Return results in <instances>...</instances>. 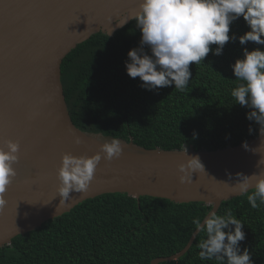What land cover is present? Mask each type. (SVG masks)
<instances>
[{
  "label": "trees",
  "instance_id": "trees-1",
  "mask_svg": "<svg viewBox=\"0 0 264 264\" xmlns=\"http://www.w3.org/2000/svg\"><path fill=\"white\" fill-rule=\"evenodd\" d=\"M247 30L241 17L231 23L229 36ZM140 39L131 21L112 37L92 35L64 58L61 83L76 128L163 150H215L258 135L259 126L246 119L249 109L231 96L238 83L231 65L244 48L264 50V45L230 39L221 55L210 52L202 63L190 64L192 77L183 91L174 85L147 90L125 70L127 52L138 48ZM229 209L244 224L241 250H249L253 264H264V204L252 208L245 194L222 202L217 214ZM209 210L201 202L104 194L13 238L0 248V264H151L181 251L195 231L193 220L202 221ZM204 237L199 233L182 257L161 264H218L199 258Z\"/></svg>",
  "mask_w": 264,
  "mask_h": 264
},
{
  "label": "water",
  "instance_id": "water-1",
  "mask_svg": "<svg viewBox=\"0 0 264 264\" xmlns=\"http://www.w3.org/2000/svg\"><path fill=\"white\" fill-rule=\"evenodd\" d=\"M138 3L0 0V146L4 140L19 143V160L13 165L17 175L7 187V204L0 211V248L81 202L104 194L122 193L136 200L148 196L176 204L201 202L215 205L209 212H217L222 202L242 195L233 187L236 173L251 176L260 171L257 162L264 159L260 133L236 146L199 151L146 149L132 139L118 138L126 145L121 155L106 161L101 153L88 190L60 200L56 171L61 155L92 156L100 151L104 139L112 138L83 132L72 123L61 83L62 61L94 34L112 37L132 21L118 26ZM245 143L247 149L242 146ZM188 156L199 157L204 171H193L192 182L182 184L177 165ZM197 235L195 229L181 251L156 258L151 264L178 260Z\"/></svg>",
  "mask_w": 264,
  "mask_h": 264
},
{
  "label": "clouds",
  "instance_id": "clouds-1",
  "mask_svg": "<svg viewBox=\"0 0 264 264\" xmlns=\"http://www.w3.org/2000/svg\"><path fill=\"white\" fill-rule=\"evenodd\" d=\"M241 17L248 30L239 37H230L231 23ZM128 20L135 21L141 39L138 48L127 52L125 70L130 78L139 77L140 86L147 90L174 85L175 89L183 91L192 77L190 64L202 63L210 52L221 55L230 39H238L241 45L247 42L264 45V0H139L136 10L118 26L122 27ZM211 45L216 47L213 49ZM145 47L149 51L146 52ZM242 52V58L231 65L238 81L231 96L240 106L249 109L246 119L255 122L264 137V50L244 48ZM242 146L248 147L246 143ZM125 147L120 139L112 137L104 139L99 144L100 151L92 156L62 154L56 171L59 182L56 192L60 200L67 201L71 193L88 190L101 153L104 160L111 161L118 158ZM18 152V141L4 140L0 146V211L7 204L4 195L7 187L17 175L13 165L18 163ZM188 157L177 165L178 180L182 184L192 182L193 171H204L199 157ZM257 164L260 167L258 173L251 176L236 173L237 182L233 186L239 194L247 195V201L254 209L264 204V159H259ZM214 207L210 204V208ZM193 224L197 234L205 233L198 244L201 260H215L218 264H253L249 250H241L239 246L245 239L244 224L231 209L225 215L211 210L203 222L195 218Z\"/></svg>",
  "mask_w": 264,
  "mask_h": 264
}]
</instances>
